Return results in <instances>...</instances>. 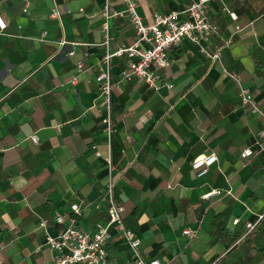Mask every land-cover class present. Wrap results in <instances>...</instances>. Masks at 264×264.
<instances>
[{"label":"crops","instance_id":"crops-1","mask_svg":"<svg viewBox=\"0 0 264 264\" xmlns=\"http://www.w3.org/2000/svg\"><path fill=\"white\" fill-rule=\"evenodd\" d=\"M136 1L149 22L154 12L182 10L190 0ZM106 5L124 9L120 0H0V264H49L55 252L38 222L46 219L55 234L53 216L62 213L69 223L73 203L81 207L75 223L93 232L106 217L108 162L114 198L144 257L161 264H264V218L247 227L264 213V151L240 156L264 129V117L243 104L238 82L224 72L236 73L264 111V0L210 3L219 30L207 46L221 51V63L184 39L159 70L172 87L154 90L136 78L115 83L110 133L94 66L105 51ZM54 8L57 17L50 16ZM108 23L111 50L134 41L128 16ZM78 59L84 69L72 84ZM125 63L112 58L114 81ZM210 153L217 161L198 176L192 160ZM107 252L112 264L129 256L116 232Z\"/></svg>","mask_w":264,"mask_h":264},{"label":"built area","instance_id":"built-area-1","mask_svg":"<svg viewBox=\"0 0 264 264\" xmlns=\"http://www.w3.org/2000/svg\"><path fill=\"white\" fill-rule=\"evenodd\" d=\"M124 4L123 10L110 11L106 5L102 11L104 40L102 45L105 48L103 55L96 61V80L98 82V94L100 96L99 106L103 108L104 115L102 122L108 133L112 130L111 125V104L112 88L115 83L129 81L136 78L154 90L165 85L170 88V83H162L159 73L160 69L170 64V51L178 46L184 39L189 40L197 46L198 50L206 57L221 63L222 53L220 50L211 51L207 44L211 37L218 32V25L213 22L208 14L209 5L217 0H190L182 10H170L165 13L154 12L149 22L143 21L137 12L136 0H120ZM233 20L238 19L236 12L225 8ZM128 16L134 28V41L129 45H122L114 50L110 49L109 23L111 17ZM50 16L57 17L58 11L52 9ZM5 28V22L0 16V30ZM236 25V29H240ZM61 45L66 40L60 41ZM69 55L74 51L70 50ZM113 57H124L126 63L117 74L114 81L111 74V60ZM84 69L82 59L75 61L76 73L71 76L70 82L76 83L78 74ZM224 72L234 78L240 87V96L244 105H250L251 110L259 116L264 117V111L259 107L249 87L244 86L242 79L234 72L224 68ZM33 142L38 141L36 134H31ZM97 156L100 155L96 145H92ZM258 151H264V129L257 133L253 144L240 152L241 158H249ZM218 157L215 153L203 154L194 158L191 166L196 170L198 176L205 175ZM106 178L102 200L106 203V217L103 221L95 224L93 232L81 229L76 223V217L81 215V207L78 203L70 205L74 218L64 224L65 215L56 213L53 216L54 222L59 225L55 234H50L47 227V220L40 219L38 226L44 230V244L54 255L49 264H112L107 252V244L113 236V232L119 234L122 243L128 249V258L121 264H161L158 258H146L139 251L140 238L125 224L123 219V206L114 198V174L110 162ZM219 193V190H217ZM264 218V213L257 216L253 221L247 222L249 231L255 229ZM239 218L234 220L238 223ZM183 233L193 235L190 229L183 230ZM38 250V248H37Z\"/></svg>","mask_w":264,"mask_h":264}]
</instances>
